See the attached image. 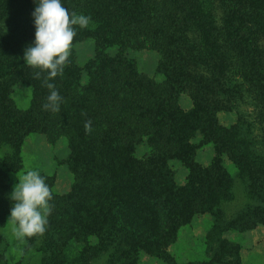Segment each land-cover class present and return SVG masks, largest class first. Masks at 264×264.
<instances>
[{
    "label": "trees",
    "instance_id": "1",
    "mask_svg": "<svg viewBox=\"0 0 264 264\" xmlns=\"http://www.w3.org/2000/svg\"><path fill=\"white\" fill-rule=\"evenodd\" d=\"M61 3L70 13L91 17L87 28L75 26L73 43L92 39L95 53L81 64L72 49L63 75L50 81L63 97L58 113L42 108L50 94L42 85L45 74L33 78L38 70L24 60L26 47L35 41L34 21L22 20L13 34L0 28V214L7 207L4 178L22 168L25 138L32 132L52 143L65 138L74 179L68 192L51 191L52 233L46 240L51 245L43 264H95L103 258V264H140L143 253L166 259L165 245L195 213L210 211L220 222L219 203L232 198L224 154L245 164L253 193L264 179V170L259 172L240 147L245 141L239 127L219 118L234 103L230 80L238 88L246 85L260 102L264 126V0ZM142 49L158 52L157 77L131 55ZM18 83L32 89L26 109L13 98ZM187 91L193 101L188 112L181 102ZM198 134L202 138L192 142ZM142 143L148 151L140 155ZM207 143L215 145L216 155L203 166L196 153ZM175 159L190 169L183 185L175 181ZM255 219L256 213L246 211L238 224L227 226L247 229ZM92 236L98 241L90 245ZM36 238H28L29 244ZM71 239L85 247L69 259L62 243ZM220 241L222 249L214 247L211 261L199 264H241L239 246ZM225 254L233 256L231 262L221 259Z\"/></svg>",
    "mask_w": 264,
    "mask_h": 264
},
{
    "label": "rangeland",
    "instance_id": "2",
    "mask_svg": "<svg viewBox=\"0 0 264 264\" xmlns=\"http://www.w3.org/2000/svg\"><path fill=\"white\" fill-rule=\"evenodd\" d=\"M37 6V0H2L0 2V28L13 34L18 30L17 26L22 20L31 19L32 13ZM73 50L78 56L79 63H85L95 53V43L92 39L78 41ZM109 51L115 53L116 47H110ZM131 55L137 57L139 65L151 76H156L159 54L152 49L133 51ZM25 60V59H24ZM157 77V76H156ZM160 79L161 76H158ZM229 87L235 92L232 96L233 105L219 113L221 123L226 126L237 125L239 127V139L244 140L240 144L250 157L258 164V171L264 170V126L260 123L261 105L254 95L246 90V85L240 88L236 83L228 81ZM237 89H240L238 92ZM13 98L16 104L23 109L29 107L32 98V89L25 83H18L14 87ZM182 106L188 112L193 107V101L189 92L182 95ZM201 134L192 138V142H199ZM148 151L145 143L139 145V154L143 155ZM69 153L68 143L65 138L56 142H49L43 133L32 132L22 144V168L15 172H8L4 178L6 192L4 199L7 207L0 214V260L6 264H43L48 256V238L52 229L48 223L47 230L43 236H37L34 244H29L28 238L18 240L12 229L13 224L9 222L11 208L14 202L10 195L14 186L19 183V176L29 170L38 171L45 177L50 190L56 194L68 192L73 184V173L66 163ZM216 155L215 145L207 143L202 145L196 153L198 164L208 166ZM223 166L231 185L227 195L231 199L221 201L219 206L223 212L219 222L218 217L210 211H199L187 220L185 224L177 229L173 239L165 245L168 258L143 253L140 264H199L209 262L212 258V250L222 249V239H227L239 246L238 257L241 264H264V179L257 191L253 193L249 188L248 175L245 164L232 160L227 154L223 155ZM171 168L175 173V181L184 184L190 173L185 160L175 159L171 162ZM251 207V208H249ZM246 211L256 213V219L250 224L251 228L239 229L228 227L227 224H238L239 216ZM241 224L247 223L240 220ZM223 224H222V223ZM243 222V223H242ZM248 224V223H247ZM59 241V240H58ZM98 238L92 236L90 245L96 243ZM221 243H220V242ZM65 253L69 259L77 258L85 247L84 243L68 240L62 243ZM226 248V246H223ZM172 258V259H170ZM226 262H231L233 256L225 254L221 257ZM97 260L95 264H103ZM74 264V263H73ZM210 264H221L219 261Z\"/></svg>",
    "mask_w": 264,
    "mask_h": 264
},
{
    "label": "clouds",
    "instance_id": "3",
    "mask_svg": "<svg viewBox=\"0 0 264 264\" xmlns=\"http://www.w3.org/2000/svg\"><path fill=\"white\" fill-rule=\"evenodd\" d=\"M35 24V41L26 47L24 59L26 65L35 71V79H41L42 85L50 90L47 101L42 105L46 111L60 112L63 97L56 90L51 80L63 75L69 64L76 27L87 28L91 17L69 12L61 0H37L32 13ZM86 115V113H82ZM85 131H92L91 121L85 122ZM14 206L11 208L9 222L13 224V233L18 240L34 236H43L47 230L48 216L51 214V190L38 171L29 170L19 176V183L14 186L10 195Z\"/></svg>",
    "mask_w": 264,
    "mask_h": 264
}]
</instances>
